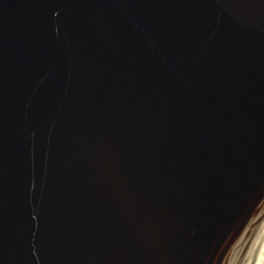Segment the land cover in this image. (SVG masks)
I'll return each mask as SVG.
<instances>
[{"label":"water","instance_id":"95a60500","mask_svg":"<svg viewBox=\"0 0 264 264\" xmlns=\"http://www.w3.org/2000/svg\"><path fill=\"white\" fill-rule=\"evenodd\" d=\"M264 223V0H0V264H243Z\"/></svg>","mask_w":264,"mask_h":264},{"label":"bare ground","instance_id":"6f19581e","mask_svg":"<svg viewBox=\"0 0 264 264\" xmlns=\"http://www.w3.org/2000/svg\"><path fill=\"white\" fill-rule=\"evenodd\" d=\"M262 242H263V245H262V247L260 249L259 254L257 255V259H256L257 260L256 261L257 263L256 264H264V223H263V225L261 227V230H260V232H259V234H258V236H257V238L255 240V242L252 245L253 251H255V249L257 248V246H259V244H261ZM250 252L251 251H249V253Z\"/></svg>","mask_w":264,"mask_h":264},{"label":"flooded vegetation","instance_id":"af4514ba","mask_svg":"<svg viewBox=\"0 0 264 264\" xmlns=\"http://www.w3.org/2000/svg\"><path fill=\"white\" fill-rule=\"evenodd\" d=\"M263 245V242L261 244H259V246H257V248L255 249V251H253V248L251 249V252L249 253V255L247 256V259L244 261L243 264H256L257 262V255L260 252V249ZM253 251V252H252Z\"/></svg>","mask_w":264,"mask_h":264}]
</instances>
